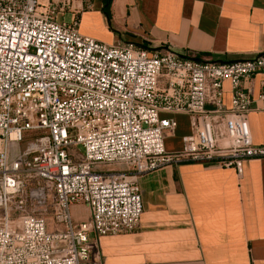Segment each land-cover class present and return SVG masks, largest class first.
Masks as SVG:
<instances>
[{
	"label": "built area",
	"instance_id": "built-area-1",
	"mask_svg": "<svg viewBox=\"0 0 264 264\" xmlns=\"http://www.w3.org/2000/svg\"><path fill=\"white\" fill-rule=\"evenodd\" d=\"M56 9L0 0V264H98L100 237L137 230L142 176L182 163L241 174L264 158L247 121L264 90L253 98L242 86L264 74V55L202 62L109 46L76 19L57 22ZM161 113L191 120L177 152L164 149L176 122ZM75 206L86 221L73 220Z\"/></svg>",
	"mask_w": 264,
	"mask_h": 264
},
{
	"label": "crops",
	"instance_id": "crops-1",
	"mask_svg": "<svg viewBox=\"0 0 264 264\" xmlns=\"http://www.w3.org/2000/svg\"><path fill=\"white\" fill-rule=\"evenodd\" d=\"M37 0L57 7V22L78 20V31L109 46L132 43L167 48L195 61L233 62L264 55V0ZM251 97L264 90V74L242 84ZM231 88L223 84L222 102ZM262 108L260 103H256ZM164 137L177 152L191 133L184 114ZM254 145H264V110L247 118ZM142 214L136 231L97 240L98 264H264V158L246 160L241 174L213 164L165 166L138 180ZM90 241H93L92 236Z\"/></svg>",
	"mask_w": 264,
	"mask_h": 264
},
{
	"label": "rangeland",
	"instance_id": "rangeland-1",
	"mask_svg": "<svg viewBox=\"0 0 264 264\" xmlns=\"http://www.w3.org/2000/svg\"><path fill=\"white\" fill-rule=\"evenodd\" d=\"M23 145V144H22ZM111 169H116L117 166L109 167ZM71 215L75 222H82L88 219V212L83 206H75L71 209Z\"/></svg>",
	"mask_w": 264,
	"mask_h": 264
},
{
	"label": "trees",
	"instance_id": "trees-1",
	"mask_svg": "<svg viewBox=\"0 0 264 264\" xmlns=\"http://www.w3.org/2000/svg\"><path fill=\"white\" fill-rule=\"evenodd\" d=\"M111 1L112 0H103L104 4H103L102 11L107 20L110 19L109 8H110Z\"/></svg>",
	"mask_w": 264,
	"mask_h": 264
}]
</instances>
